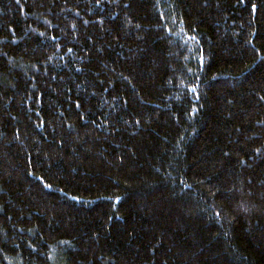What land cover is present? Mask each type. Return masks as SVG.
Listing matches in <instances>:
<instances>
[{"label":"trees","instance_id":"1","mask_svg":"<svg viewBox=\"0 0 264 264\" xmlns=\"http://www.w3.org/2000/svg\"><path fill=\"white\" fill-rule=\"evenodd\" d=\"M0 264H264V0H0Z\"/></svg>","mask_w":264,"mask_h":264}]
</instances>
